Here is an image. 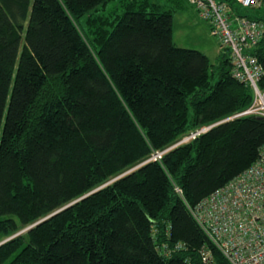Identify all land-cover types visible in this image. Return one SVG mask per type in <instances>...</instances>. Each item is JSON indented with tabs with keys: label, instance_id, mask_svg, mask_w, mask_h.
Here are the masks:
<instances>
[{
	"label": "trees",
	"instance_id": "16d2710c",
	"mask_svg": "<svg viewBox=\"0 0 264 264\" xmlns=\"http://www.w3.org/2000/svg\"><path fill=\"white\" fill-rule=\"evenodd\" d=\"M113 1L0 0V242L13 236L0 264H200L210 243L188 207L264 146V117L231 119L253 92L229 51L220 44L212 64L174 44L186 0H120L121 13H105ZM252 55L264 90V36ZM168 225L188 250L164 259L152 229L162 239Z\"/></svg>",
	"mask_w": 264,
	"mask_h": 264
},
{
	"label": "built area",
	"instance_id": "2783aa9c",
	"mask_svg": "<svg viewBox=\"0 0 264 264\" xmlns=\"http://www.w3.org/2000/svg\"><path fill=\"white\" fill-rule=\"evenodd\" d=\"M186 1L209 26L210 34L229 51L233 78L253 92L251 105L231 119L264 117V90L257 86L263 69L252 55L264 36V20L239 16L233 9L237 6L262 10L264 0H234L231 6L229 0ZM210 128L189 133L172 148L196 139ZM161 157L162 152L156 153L151 160H161ZM175 191L181 193L178 188ZM188 211L210 243L198 250L200 264H264V146L248 168L196 206L188 207ZM169 228L168 225L162 239H159L158 231L152 229L156 250L164 259L185 254L188 250L185 243L170 240ZM185 262L194 264L189 257Z\"/></svg>",
	"mask_w": 264,
	"mask_h": 264
},
{
	"label": "rangeland",
	"instance_id": "374dc122",
	"mask_svg": "<svg viewBox=\"0 0 264 264\" xmlns=\"http://www.w3.org/2000/svg\"><path fill=\"white\" fill-rule=\"evenodd\" d=\"M111 11H115L116 13L122 12L120 0H114L109 3L104 12ZM98 12L102 13L103 11ZM172 19L174 44L177 47L197 50L206 55L212 64H216L217 58L223 48L217 38L210 34L209 26L200 19L196 11L186 1H182L181 6L172 13ZM215 79L216 75L212 76L210 81L214 82ZM171 148L169 147L162 151V155ZM134 169L136 167L132 168V170Z\"/></svg>",
	"mask_w": 264,
	"mask_h": 264
},
{
	"label": "water",
	"instance_id": "95a60500",
	"mask_svg": "<svg viewBox=\"0 0 264 264\" xmlns=\"http://www.w3.org/2000/svg\"><path fill=\"white\" fill-rule=\"evenodd\" d=\"M131 170H132V169H131ZM131 170L127 171L126 173H123V174L120 175V176H123V175L127 174V173L130 172ZM120 176H119V177H120ZM119 177H118V178H119ZM116 179H117V178H116ZM54 214H55V213H54ZM52 215H53V214H52ZM52 215H50V216H52ZM50 216H49V217H50ZM47 218H48V217H47ZM45 219H46V218H45ZM45 219H42L41 221H43V220H45ZM41 221H39V222L33 224L32 226H30V227H28V228H26V229L20 231V232L17 233L16 235H19V234L23 233L24 231H27L29 228L35 226L36 224L40 223ZM16 235H15V236H16ZM12 237H13V236H12ZM12 237H10V238H8V239H5V240L1 241V242H0V245L3 244V243H5L6 241H8L9 239H11Z\"/></svg>",
	"mask_w": 264,
	"mask_h": 264
}]
</instances>
